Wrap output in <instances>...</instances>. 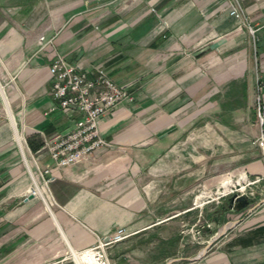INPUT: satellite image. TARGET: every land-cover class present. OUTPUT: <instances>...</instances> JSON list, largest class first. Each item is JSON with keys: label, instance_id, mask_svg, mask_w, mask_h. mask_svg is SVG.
<instances>
[{"label": "crops", "instance_id": "0c3cea01", "mask_svg": "<svg viewBox=\"0 0 264 264\" xmlns=\"http://www.w3.org/2000/svg\"><path fill=\"white\" fill-rule=\"evenodd\" d=\"M40 35L53 44L38 50ZM57 51L134 93L99 119L110 144L64 166L44 146L74 118L49 110ZM257 103L264 113V0H0V264H55L119 226L166 237L209 202L196 191L245 174L258 200L216 197L206 214L229 230L184 264L264 259Z\"/></svg>", "mask_w": 264, "mask_h": 264}, {"label": "built area", "instance_id": "2783aa9c", "mask_svg": "<svg viewBox=\"0 0 264 264\" xmlns=\"http://www.w3.org/2000/svg\"><path fill=\"white\" fill-rule=\"evenodd\" d=\"M229 13L239 19H244L240 7L232 5ZM251 32H253L250 26ZM39 49L46 48L53 44V36L40 35ZM51 77L50 94L53 104L49 110L60 109L74 115L73 125L65 132H55L50 135L44 146L57 166H64L74 163L98 147L108 146L110 142L105 139L99 129V119L111 111L117 104L123 101H130L134 98L131 90L132 82L118 83L112 79L101 64L96 65L92 70L82 68L79 63L69 62L60 52H55L48 65ZM257 118L260 126L264 122V113L260 103H257ZM257 144L264 153V134L260 129ZM42 184H46L48 178L45 173L49 168L38 170ZM231 184L225 189H216V197L236 192L244 194L251 201L255 198V192L251 184L257 179H249L245 174L231 179ZM35 187V184L33 185ZM32 187V191L36 189ZM202 195V194H198ZM197 195V196H198ZM197 200V199H196ZM200 228L196 229L199 233ZM132 231L124 226H119L107 239L98 238V241L79 253H87L92 257L95 264H111L107 256L105 246L122 240ZM255 264H264V259Z\"/></svg>", "mask_w": 264, "mask_h": 264}, {"label": "rangeland", "instance_id": "374dc122", "mask_svg": "<svg viewBox=\"0 0 264 264\" xmlns=\"http://www.w3.org/2000/svg\"><path fill=\"white\" fill-rule=\"evenodd\" d=\"M207 111L212 115L214 114L213 110ZM217 113L225 116L229 115V110L228 108L224 110L219 108ZM254 127L260 128L259 121L254 123ZM215 190V188H212L196 191L192 195L193 198L195 195L202 194L199 202H209L201 205L200 211H197V219L195 217L192 218L191 214L182 222H173L167 230L168 236L131 233L120 241L106 245L105 250L109 262L111 264H184L202 248L207 250L209 248V244H207L209 239L217 235H224V232L229 230L230 225V221H227L224 217L222 219L224 223L218 229L210 219L212 216L206 214L212 210H210L211 207H217L218 205L215 202ZM229 195H224L225 203ZM256 200H258V195L254 201ZM254 201H251V203H254ZM229 219L230 217H228ZM226 225H228V228ZM223 227H225L223 234H217ZM197 228H200L199 233L196 232ZM55 264H78V262L70 254L64 260H59Z\"/></svg>", "mask_w": 264, "mask_h": 264}, {"label": "water", "instance_id": "95a60500", "mask_svg": "<svg viewBox=\"0 0 264 264\" xmlns=\"http://www.w3.org/2000/svg\"><path fill=\"white\" fill-rule=\"evenodd\" d=\"M228 200L231 203V205H235V207L238 209H241L251 203V200L247 198L244 194H238L236 192L231 193L228 196ZM107 238L108 237L106 236L104 239Z\"/></svg>", "mask_w": 264, "mask_h": 264}, {"label": "bare ground", "instance_id": "6f19581e", "mask_svg": "<svg viewBox=\"0 0 264 264\" xmlns=\"http://www.w3.org/2000/svg\"><path fill=\"white\" fill-rule=\"evenodd\" d=\"M225 184V189L229 187V184H231V180H226L224 182ZM35 189L37 190V188L35 187ZM73 258L78 262V264H95L94 261L91 260V256L90 254L87 255V253H79L78 251H74L72 253Z\"/></svg>", "mask_w": 264, "mask_h": 264}, {"label": "trees", "instance_id": "16d2710c", "mask_svg": "<svg viewBox=\"0 0 264 264\" xmlns=\"http://www.w3.org/2000/svg\"><path fill=\"white\" fill-rule=\"evenodd\" d=\"M30 143V142H29ZM31 146H32V144H31ZM33 147V146H32Z\"/></svg>", "mask_w": 264, "mask_h": 264}]
</instances>
